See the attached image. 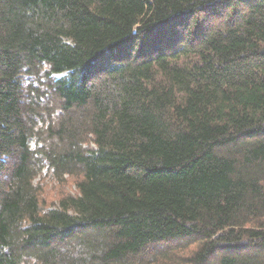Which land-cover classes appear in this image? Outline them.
Returning a JSON list of instances; mask_svg holds the SVG:
<instances>
[{
	"label": "trees",
	"instance_id": "16d2710c",
	"mask_svg": "<svg viewBox=\"0 0 264 264\" xmlns=\"http://www.w3.org/2000/svg\"><path fill=\"white\" fill-rule=\"evenodd\" d=\"M0 264H264V0H0Z\"/></svg>",
	"mask_w": 264,
	"mask_h": 264
},
{
	"label": "rangeland",
	"instance_id": "374dc122",
	"mask_svg": "<svg viewBox=\"0 0 264 264\" xmlns=\"http://www.w3.org/2000/svg\"><path fill=\"white\" fill-rule=\"evenodd\" d=\"M41 183L45 186L43 187L42 199L46 208L54 207L59 199L69 194L75 195L76 192L74 182L71 180L67 184L59 186L56 182L50 181V176H47L42 178Z\"/></svg>",
	"mask_w": 264,
	"mask_h": 264
}]
</instances>
